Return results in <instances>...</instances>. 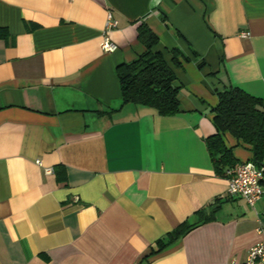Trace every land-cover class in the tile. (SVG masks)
Segmentation results:
<instances>
[{
    "label": "crops",
    "instance_id": "crops-1",
    "mask_svg": "<svg viewBox=\"0 0 264 264\" xmlns=\"http://www.w3.org/2000/svg\"><path fill=\"white\" fill-rule=\"evenodd\" d=\"M142 21L176 75L175 115L120 106L116 68L145 49ZM230 86L264 96V0H0V264H138L217 197L215 219L147 264H245L264 196L227 195L205 142Z\"/></svg>",
    "mask_w": 264,
    "mask_h": 264
},
{
    "label": "trees",
    "instance_id": "trees-1",
    "mask_svg": "<svg viewBox=\"0 0 264 264\" xmlns=\"http://www.w3.org/2000/svg\"><path fill=\"white\" fill-rule=\"evenodd\" d=\"M136 37L145 49L131 61L116 68L120 106L128 103L147 106L162 116L181 112L176 75L161 52L153 50L158 43V36L142 21L137 25ZM171 52L175 54L177 49L173 48ZM217 98V104L210 110L216 131L205 140L216 174L227 178V170L238 162L225 142V134H230L248 147L251 151L249 160L264 167V96H255L240 87L230 86L218 91ZM223 198L217 197L196 210L191 220H185L166 234L167 240L159 238L143 257V262L138 264H147L150 256L163 250L173 239L181 237L199 224L215 219Z\"/></svg>",
    "mask_w": 264,
    "mask_h": 264
},
{
    "label": "built area",
    "instance_id": "built-area-1",
    "mask_svg": "<svg viewBox=\"0 0 264 264\" xmlns=\"http://www.w3.org/2000/svg\"><path fill=\"white\" fill-rule=\"evenodd\" d=\"M117 22L108 16L106 26L115 27ZM248 31L240 32L241 37H247ZM101 48L105 52L114 51L117 46L107 36L101 42ZM40 164V161H37ZM49 172V168L44 169ZM227 195H236L242 198L247 205L253 206L264 196V167L251 160L235 163L227 170ZM230 264H234L231 262ZM245 264H264V241L249 248L245 258Z\"/></svg>",
    "mask_w": 264,
    "mask_h": 264
}]
</instances>
